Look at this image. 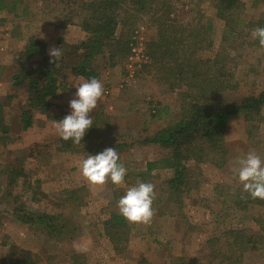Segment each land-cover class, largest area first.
Returning a JSON list of instances; mask_svg holds the SVG:
<instances>
[{"label":"rangeland","instance_id":"374dc122","mask_svg":"<svg viewBox=\"0 0 264 264\" xmlns=\"http://www.w3.org/2000/svg\"><path fill=\"white\" fill-rule=\"evenodd\" d=\"M12 1L4 0V5L10 7ZM240 1L243 9L236 32L238 37L227 46L232 60L225 71L231 89L220 95L223 103L264 91V49H260L252 37L255 29L252 26L264 18V0ZM171 2L175 6L173 16L182 23H198L200 15L211 20L213 46L200 56L213 57L220 46L224 27L223 22L215 18L212 1ZM60 12L59 5L43 0H17L13 14L0 12V119L3 125L0 127V264H9L20 251L29 252L34 264H70L73 256L78 264H137L140 257L150 264H181L179 258H184V264H221V258L211 254L215 248L208 244L209 240L229 228L256 233L259 226L252 222L253 218L261 216L256 223H264V211L245 215L230 205L232 191L242 186L237 178L239 160L249 152L264 160V109L254 122L247 123L237 116L227 125L222 140L226 156L219 166L208 163L193 166L198 174V184L195 191L181 200L182 209L174 207L172 216L166 214L147 224L127 222L131 234L125 251L117 254L102 232V223L110 211L108 205L113 200L111 182L90 186L81 173V162L90 154L59 151L61 138L56 132V122L69 114V102L75 96L76 87L85 81L68 72L67 84L61 89L59 98L52 101L48 116L36 114L26 131L19 122L25 94L12 89L10 77L25 63L20 53L28 39L44 40L52 49L61 48L59 41L63 45H75L85 36L76 26L59 29ZM130 35L133 43L126 59H115L113 63L106 57L96 60L97 80L104 91L89 114L100 111L110 118L107 119L110 130L103 137L107 141L105 145L114 142L132 145L117 150L127 173L142 171L147 162L159 160L164 155L163 150L142 141L170 125L181 105L178 91H171L159 81L154 71L144 69L150 65L145 56V45L156 36L147 15H141ZM68 52L67 49L61 55L66 57ZM9 95H13L10 101ZM92 141L102 140L93 138ZM12 167L24 172L26 185L31 187V193L38 200L31 204L33 210L40 208L49 212L53 207L56 211L54 203L59 201L62 190L86 189L85 204L74 217L78 231L73 239L53 240L43 230L21 226L9 218L6 212L15 205L11 195L23 193L26 188L24 180L20 179L9 197L5 196L4 172ZM153 175L157 185L166 180L170 172L159 170ZM114 187L125 194L131 186L124 181ZM225 199L226 202L221 204ZM179 211L181 215H178ZM66 213H69L68 209ZM242 262L264 264V251L245 254Z\"/></svg>","mask_w":264,"mask_h":264},{"label":"trees","instance_id":"16d2710c","mask_svg":"<svg viewBox=\"0 0 264 264\" xmlns=\"http://www.w3.org/2000/svg\"><path fill=\"white\" fill-rule=\"evenodd\" d=\"M43 1L59 5V29L76 26L85 36L75 45H63L59 41L62 44L61 52L67 49L69 52L66 57L61 55L57 62L49 56L50 48L44 40L34 37L28 39L20 53L25 63L19 65L10 77L12 89L25 94L19 115L22 130L26 131L32 126L36 114L48 116L52 101L59 98L61 89L67 84L68 72L84 81L97 79L95 62L99 57H106L111 63L115 59H126L133 43L130 33L137 27L141 15H147L156 36L145 45V56L150 65L144 69L154 71L159 81L171 91H178L181 105L170 125L142 141L143 144L163 150L164 155L159 160L147 162L142 171H129L124 181L129 186H134L138 181L152 183L155 193L152 219L166 214L172 216V208L182 209L181 200L195 191L198 184V174L193 166L206 163L219 166L220 160L226 156L222 140L227 125L237 116L247 123L254 122L264 109V91L231 103L220 100V95L231 89L225 71L232 60L227 46L238 37L236 32L243 4L240 0H211L215 18L223 22V36L213 57L202 58L200 54L209 52L213 46L211 20L200 15L198 23H182L173 16L175 6L171 0ZM4 3V0H0V12L13 14L17 0H13L10 7ZM252 27H264V18ZM11 98L13 95H9V101ZM90 118L93 121L92 128L81 143L77 145L71 140L66 142L61 139L59 151L96 155L101 149L115 148L120 151L132 146L122 142L105 145L107 141L103 137L110 130V118L100 111L93 113ZM93 138L102 141H92ZM159 170L169 171L170 176L155 185L153 173ZM4 175L5 196L9 197L11 189L18 186L20 179L24 180L23 185L27 184L24 172L16 167L7 168ZM114 186L112 184L113 200L108 205L110 211L102 223V232L112 249L120 254L126 249L131 228L117 209V202L124 192ZM8 188L10 191H7ZM23 191L11 195L15 205L10 212H6L11 220L21 226L43 230L53 240L73 239L76 236L78 229L74 217L85 204L84 187L62 190L59 201L54 203L58 210L52 207L49 212L40 208L30 209L31 204L38 200L28 185ZM223 202L226 199L220 203ZM230 205L233 210L245 215L264 211V200L251 199L242 192V186L232 191ZM67 209L69 213H66ZM178 215H181L180 211ZM260 217L252 219L259 226L256 233L229 228L209 240L208 244L215 248L211 254L221 258V264H243L245 254L264 251V223H256ZM178 260L181 264L185 262L184 258ZM9 264H34V261L29 252L20 251L18 257ZM70 264H78L75 256L70 258ZM137 264L150 263L140 257Z\"/></svg>","mask_w":264,"mask_h":264},{"label":"clouds","instance_id":"9594fccd","mask_svg":"<svg viewBox=\"0 0 264 264\" xmlns=\"http://www.w3.org/2000/svg\"><path fill=\"white\" fill-rule=\"evenodd\" d=\"M252 37L264 49V27H257ZM61 48L49 50V56L57 62ZM103 85L96 78H91L78 87L74 98L69 102L70 112L63 120L56 122V132L63 141L71 140L80 144L86 133L92 128L90 113L96 108L103 95ZM119 154L115 148H107L96 155H87L81 162V173L90 186H103L107 182L120 185L124 182L127 169L118 163ZM238 182L242 192L251 199L264 200V160L254 152H249L239 160ZM155 198L152 183L137 182L128 188L117 202L119 214L130 224H147L153 217V200Z\"/></svg>","mask_w":264,"mask_h":264}]
</instances>
